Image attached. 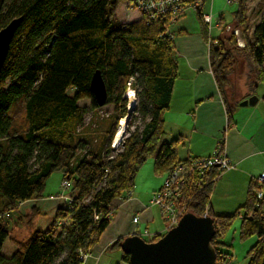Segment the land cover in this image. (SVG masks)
Listing matches in <instances>:
<instances>
[{
	"label": "trees",
	"instance_id": "1",
	"mask_svg": "<svg viewBox=\"0 0 264 264\" xmlns=\"http://www.w3.org/2000/svg\"><path fill=\"white\" fill-rule=\"evenodd\" d=\"M123 1L127 0H0V28L22 17L0 70V264H84L81 254H89L98 243L112 219V202L131 193L145 161L154 158L157 176L183 161L176 151L181 139L162 140L163 113L177 78L173 39L161 22L146 23L142 16L119 21L115 10ZM236 3L230 24L217 19L216 37L210 36L199 8L195 9L225 106L226 128L242 101L226 94L237 55H243L248 64L249 90L264 85V0L252 29L246 0ZM227 26L231 31L226 35ZM232 29L240 32L243 46L237 45ZM95 70L100 71L106 88L103 106L111 104L112 112L101 123L96 120L95 126L82 128L87 108L78 102L87 99L90 109L100 108L89 87ZM132 81L139 87L140 125L127 129L119 146L111 149L118 121L128 114L125 93ZM17 103L22 106L19 120L12 114ZM55 171L68 182L63 195L66 204L55 209L44 230L12 239L3 214L16 210L19 203L42 198L46 180ZM220 174L211 169L198 185L197 177H191L182 195L186 212L202 216L208 207L206 215L215 229L211 239L215 264H221L225 254L219 249V238L242 209L239 237H256L247 251L248 264H264V184L250 182L244 202L233 213L212 215L210 195ZM30 212L28 228L39 214L34 206ZM160 236L154 234L148 242ZM7 238L13 250L4 256L1 251ZM122 239L117 238L107 250H120ZM121 260L129 264L122 252Z\"/></svg>",
	"mask_w": 264,
	"mask_h": 264
},
{
	"label": "crops",
	"instance_id": "2",
	"mask_svg": "<svg viewBox=\"0 0 264 264\" xmlns=\"http://www.w3.org/2000/svg\"><path fill=\"white\" fill-rule=\"evenodd\" d=\"M211 2L212 0H208L210 11ZM215 14L217 18L222 17L220 10ZM215 29L217 36L218 26ZM210 36L216 37L212 34ZM171 37L177 61V78L172 88L169 108L163 113L164 131L170 129L173 140L181 139L176 147L177 154H182L177 156L178 160H184L188 156L209 155L217 142H220L232 167L222 172L215 181L209 207L212 215L230 214V211L244 202L249 183L255 182L256 177L264 173V96H258L254 106L238 105L232 115V125L226 128L225 106L210 69L208 44L201 36L194 11H186L172 30ZM232 74L233 72L230 76ZM240 82L235 84L239 87ZM248 89L249 84L244 85L237 99L244 100L255 94L250 90L246 92ZM180 146L181 149L178 148ZM132 193L129 198H118L112 202V219L84 264L89 258L94 259L97 252L106 251L117 238L137 233L139 224L148 225L154 221L147 205ZM62 198L65 196L50 195L48 199L44 198V207L38 203L41 202L40 199L28 200L22 205L27 204V212L34 206L41 214L45 210L61 207ZM131 212L137 215L140 213L136 224L129 221ZM157 233L159 231L155 232Z\"/></svg>",
	"mask_w": 264,
	"mask_h": 264
},
{
	"label": "rangeland",
	"instance_id": "3",
	"mask_svg": "<svg viewBox=\"0 0 264 264\" xmlns=\"http://www.w3.org/2000/svg\"><path fill=\"white\" fill-rule=\"evenodd\" d=\"M261 2L262 0H246L245 4H246L247 16L249 19V23H248L249 29L253 28L254 24L257 22L259 18V14L257 11H258V7L261 5ZM126 6H127V1H123L122 3H120L115 10V17L122 22L134 21L138 19L139 15L135 11L128 9ZM211 6H212L211 15H212L213 23L215 20L218 19L215 12L219 10L222 13L224 23L230 24L232 22L231 12L235 10L237 3L226 4L224 0H212ZM177 24L178 23H176V25ZM209 33L212 34V36H216L217 29H215L214 27L213 29H211ZM225 33L227 35L229 31ZM235 37L237 40H240L241 45L243 46L244 42L240 32H238V34L235 35ZM228 80L229 81L226 86L227 97L229 99L235 100L242 92L243 86L244 85L247 86L251 82V77L249 75V67L243 55L241 54L237 55L233 74L232 76L230 75L228 76ZM237 81L239 82L241 81L239 87L237 86V84H235L237 83ZM257 87L258 88L256 89V91H253L255 94H252L251 96H256V97L261 95L264 96V85L259 84ZM244 89L246 88L244 87ZM138 91H139L138 85L136 84L135 81H132V83L129 85L128 90L125 93L126 108H127V112L129 113V116L127 118L126 115L125 117L121 118L118 121V125H120V121L124 120L123 131L120 140L117 143H114L115 136L117 133V128H116L114 137L111 142V149L117 148L119 146L122 139L127 135V129L129 131H132L135 126L140 125V120L137 112L138 101L136 96V93ZM248 91L249 89L246 92ZM69 92H71V90H69ZM131 93H132V97H130ZM78 104L81 106H85L87 108V112L84 115L82 128L87 127V125L88 126L90 125L91 127L95 126L94 121L96 120L97 122L101 123L103 121L102 117H105L107 114H110L112 112L111 104L102 106L94 110L89 108V100L87 99L80 100ZM21 113H22L21 104L20 103L15 104L12 109V114L15 117V120H19ZM129 122L130 125L128 126L127 123ZM170 133H171L170 129H166L164 131L162 140L165 142H170L171 140H173V138L170 137L171 136ZM178 148L181 149L182 146ZM181 155L182 154L179 153L177 154L178 157ZM153 163H154V158L149 157L145 161V163L141 166V168L136 174V177L134 179V186L131 191L133 192L132 194L134 196H138V198L143 203H145V205H147L146 207L150 209L152 215L154 216V221L151 224L147 225L144 223L145 225H141V224L138 225L140 227L137 230V235H139L145 241H149L156 231H159L158 234L160 235H163L166 232L164 230L165 223L160 216L159 208L155 205H150V199L153 193L152 190L157 188V186L158 188L156 190H158L161 187L163 183V179L165 177V174L160 176L154 174ZM62 181H63L62 173L59 171L53 172L46 180V184L42 192L43 197L39 198L41 202L38 203L43 204L42 206L44 207V198L48 199L50 195L53 197H60L62 195H66L67 189L62 187L61 185ZM215 199L220 201L218 197H215ZM61 204L62 205L66 204L65 199H63ZM27 208H28L27 204L18 205L16 210L10 211L9 216H5L3 218V220L6 221L8 225L10 237L12 239H18V240L23 239L29 234L31 230L32 231L44 230L54 217L55 210H50V211L45 210L43 211V213L36 215L35 219L32 221L33 227L28 228V224H26L27 222L26 215L31 213L30 212L31 208H29V212H27L28 210L26 211ZM234 210L235 209H233L230 212L233 213ZM139 214L137 215V213L131 212L129 215V221H131L133 216L139 217ZM242 214H243V210L241 209L239 213L236 214L235 217L233 218L229 228L219 238V240L222 243L221 245H219V249L223 254H225L224 255L225 258L226 256L229 255V260H228L229 264H248L249 258L247 257V251L256 242L255 236H250L245 239H241L239 237L240 215ZM144 231H147L148 234L147 235L144 234ZM12 250L13 247L10 243L9 238H7L3 244V248L1 251L2 255L9 256ZM86 264H126V263L121 260V250L115 248L112 250H106V251L102 250L100 252H97L96 257L94 259L89 258Z\"/></svg>",
	"mask_w": 264,
	"mask_h": 264
},
{
	"label": "built area",
	"instance_id": "4",
	"mask_svg": "<svg viewBox=\"0 0 264 264\" xmlns=\"http://www.w3.org/2000/svg\"><path fill=\"white\" fill-rule=\"evenodd\" d=\"M226 4L236 3L239 0H224ZM128 9L135 11L139 16H142L146 23L158 21L163 23L165 33L171 35L176 23L182 19L187 10L199 8L203 22L207 25L209 32L217 26L218 21L213 23L211 11L208 5V0H127ZM138 16V17H139ZM227 31H231V27H226ZM234 35L238 34V29H232ZM237 45L242 46L237 40ZM232 167L229 158L223 152L220 142L218 141L214 149L206 156H188L185 160L178 162L170 172H168L161 187L152 193L150 205H155L159 208L160 216L165 223L164 230L167 231L176 226L180 217L186 212L187 202L182 198L183 189L186 183L193 177H197V185L201 177L211 169H216L219 173L224 172ZM255 182L259 185L264 184V173L256 177ZM62 187H67L68 182L63 180ZM262 192H257V197L260 198ZM130 197V193L126 198ZM66 201V198H64ZM122 199V198H119ZM19 203L18 205H21ZM208 207L204 208L203 215H206ZM9 216V213H4L3 217ZM1 217V216H0ZM133 224L139 221L137 216L131 219ZM137 234V233H136ZM144 234H148L144 231ZM89 254H81L80 259L85 262ZM221 264H229V255L226 256Z\"/></svg>",
	"mask_w": 264,
	"mask_h": 264
},
{
	"label": "water",
	"instance_id": "5",
	"mask_svg": "<svg viewBox=\"0 0 264 264\" xmlns=\"http://www.w3.org/2000/svg\"><path fill=\"white\" fill-rule=\"evenodd\" d=\"M21 20L22 17H14L0 28V70ZM89 87L95 103L102 107L107 93L99 70L92 73ZM257 100L256 96H249L238 105L254 106ZM214 233L210 216L185 212L176 226L156 241L148 242L137 234H131L123 237L119 247L128 256L129 264H215V251L211 245Z\"/></svg>",
	"mask_w": 264,
	"mask_h": 264
},
{
	"label": "bare ground",
	"instance_id": "6",
	"mask_svg": "<svg viewBox=\"0 0 264 264\" xmlns=\"http://www.w3.org/2000/svg\"><path fill=\"white\" fill-rule=\"evenodd\" d=\"M130 97H132V93H131ZM123 123H124V120H121L120 121V125H119V127L117 129V133H116V136H115L114 143H117L120 140V137H121V134H122V131H123Z\"/></svg>",
	"mask_w": 264,
	"mask_h": 264
}]
</instances>
